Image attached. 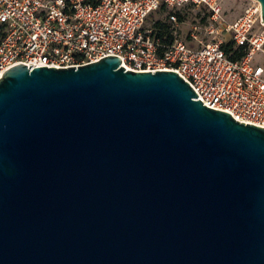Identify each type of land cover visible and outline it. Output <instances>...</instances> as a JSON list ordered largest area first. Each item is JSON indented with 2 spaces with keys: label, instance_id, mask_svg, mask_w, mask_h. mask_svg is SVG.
<instances>
[{
  "label": "water",
  "instance_id": "water-1",
  "mask_svg": "<svg viewBox=\"0 0 264 264\" xmlns=\"http://www.w3.org/2000/svg\"><path fill=\"white\" fill-rule=\"evenodd\" d=\"M30 66L0 75V264H264V127L172 70Z\"/></svg>",
  "mask_w": 264,
  "mask_h": 264
},
{
  "label": "built area",
  "instance_id": "built-area-1",
  "mask_svg": "<svg viewBox=\"0 0 264 264\" xmlns=\"http://www.w3.org/2000/svg\"><path fill=\"white\" fill-rule=\"evenodd\" d=\"M232 22L223 18V0H0V75L12 65L78 66L101 57L120 58L132 71L172 70L207 107L235 120L264 127V22L260 5ZM201 5L209 11L207 32L215 41L164 43L155 35L151 13L161 5ZM175 23L174 15L168 16ZM255 22L258 25L252 31ZM228 36L243 55L230 59L221 48ZM195 39V35L191 34Z\"/></svg>",
  "mask_w": 264,
  "mask_h": 264
},
{
  "label": "rangeland",
  "instance_id": "rangeland-1",
  "mask_svg": "<svg viewBox=\"0 0 264 264\" xmlns=\"http://www.w3.org/2000/svg\"><path fill=\"white\" fill-rule=\"evenodd\" d=\"M255 5L254 0H223V18L227 22H232L240 16L246 9ZM169 15H174L176 22L171 23ZM176 15L181 16L178 21ZM161 22L168 25L172 38L180 39L190 44H201L210 41H215L218 34L215 32H207L206 28L213 24V29L216 28L215 23H211L209 19V11L201 5L185 4L178 7H161L150 14L147 24ZM258 28L255 22L252 31ZM191 34L195 35V39L191 38ZM221 38L228 40V36L221 33ZM257 61L264 66V56L255 55Z\"/></svg>",
  "mask_w": 264,
  "mask_h": 264
},
{
  "label": "trees",
  "instance_id": "trees-1",
  "mask_svg": "<svg viewBox=\"0 0 264 264\" xmlns=\"http://www.w3.org/2000/svg\"><path fill=\"white\" fill-rule=\"evenodd\" d=\"M161 7H164V5H161L160 8ZM176 18L178 21L181 20L180 15H176ZM152 26L154 28L155 35L157 37H159L164 43H169L172 41L173 38H172V35L170 33L168 25H166L165 23H161V22L157 21V22H154L152 24ZM221 48L229 56L230 59H238L243 55L242 47L234 46L231 41H226V42L222 43Z\"/></svg>",
  "mask_w": 264,
  "mask_h": 264
}]
</instances>
